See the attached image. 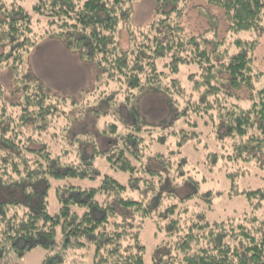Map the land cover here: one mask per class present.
<instances>
[{"label": "trees", "instance_id": "trees-1", "mask_svg": "<svg viewBox=\"0 0 264 264\" xmlns=\"http://www.w3.org/2000/svg\"><path fill=\"white\" fill-rule=\"evenodd\" d=\"M28 1L0 0V66L16 73L50 28L99 67L97 104L117 103L122 93L133 123L100 127L95 116L96 132L80 134L77 121L98 110H85L88 101L72 100L78 106L69 110L68 98L23 84L13 102L0 84V264H23L38 246L47 250L43 264H65L68 254L74 261L73 250L82 264H146L141 236L149 219L165 235L159 247L169 245L166 264H264V86H257L264 74L254 71L251 53L257 39L238 37L230 52L184 34L182 0H156L154 21L141 28L131 23L138 0ZM209 2L224 11L232 35L264 33V0ZM40 22L49 27L43 34ZM125 22L127 50L117 36ZM184 66L197 68L190 74L196 99L180 84ZM244 87L248 107L228 92ZM149 92L163 96L170 120L140 123L138 102ZM178 118L181 127L170 129ZM171 136L175 147L157 151ZM52 189L60 206L54 215ZM225 201L241 209L234 213Z\"/></svg>", "mask_w": 264, "mask_h": 264}, {"label": "rangeland", "instance_id": "rangeland-1", "mask_svg": "<svg viewBox=\"0 0 264 264\" xmlns=\"http://www.w3.org/2000/svg\"><path fill=\"white\" fill-rule=\"evenodd\" d=\"M156 6V0H138L133 7L132 25L141 28L151 24L155 18ZM181 8L183 10L181 26L183 28V33L188 36L197 38L206 36L209 40L215 41L217 45L224 43L223 47L229 48L230 52L234 50L231 46L232 42L238 37L244 40L257 39L256 46L251 52L252 66L256 73L264 74V33L242 32L238 35H232L229 32V24L224 11L217 6L210 4L209 0H182ZM41 22L39 24V30H42L41 33L43 34L45 29L49 27H46L45 23ZM45 32L46 33L38 39L37 45L33 47L31 52L27 55L25 62L18 66L16 73L7 65L0 66V84L2 85V88H4L8 100L13 102L21 100L20 97L23 96V84H29L30 88L33 90H36V86L40 84L49 90L51 94L58 97H66L71 100L68 105L69 110L78 106L73 104L72 100L78 101L79 99H82L85 102L88 101V109L85 110L93 109V107L98 109H94V115L89 116L87 122L77 121L75 131L80 134L96 132L97 117L95 116H99L100 118V127L108 125L114 121L119 123V127H121V122L119 121L132 124L133 122L130 120L129 109L123 105L124 96H122V93L121 95L120 92L116 94L118 95L117 103L111 98L104 101L101 105L100 103L97 104L95 101L96 98L93 93L100 94V92L104 90V86H102L100 92L98 90L101 83V76L97 64L93 60L83 58L78 49L68 46L60 37L50 35V28L49 31ZM117 36L121 49L127 50L130 43L126 22L121 23L119 26ZM208 47L211 48V46ZM3 48L4 47L0 46V53L5 51ZM196 71L197 68L195 66H191L190 68L184 66L179 75V78L181 79L180 84L186 87L185 91L188 94L192 93L194 95L193 86L195 84L193 78L190 79V74L191 72ZM220 72V77H228V74L222 71ZM199 74L200 71L197 73V78L200 77ZM15 76L21 79L20 83L16 82ZM257 86H264V77L257 83ZM228 92L234 95L232 97L233 102H239L244 107L249 106V89L245 87L237 90L229 89ZM185 95L187 94L185 93ZM111 96L113 97L115 94H112ZM194 98H197V94L194 95ZM58 105L64 104L58 102ZM138 110L141 115H143V119H140V123L141 120H143L150 125H159L163 120L166 119L165 121L167 122L171 117V115H169V108L166 106L163 96L154 92L146 93V95L140 98L138 102ZM78 111L80 112V110ZM180 127L181 120L178 118L177 120H174L170 129H179ZM158 131L160 130L158 129ZM171 138L173 137L171 136L168 138L165 145H157L155 147L156 150L165 153L168 149H173L175 146L172 147L171 144H175L176 140ZM98 141L103 145V148L107 147V145H105L106 138L99 137ZM60 146L63 148L67 145L61 144ZM103 167L107 172L109 171L108 173L113 172L108 166L104 165ZM251 185L254 184L250 183L249 186ZM48 201V212L52 215L58 213L60 206L59 202L56 200L53 189L49 193ZM224 206L231 210H233V208H238L234 213H237L241 209V207H237L235 201H231L230 203L225 201ZM160 217H165V215L162 214ZM156 231L157 229H155V226L150 219L146 220L141 236V239L146 246V264H151L154 258H156L160 264H166L165 257H163L164 260H162L161 256L169 252V248L167 247L169 245L164 248L159 247L160 243L166 238L164 233L156 234ZM75 251L76 250L72 251L75 260L70 261L72 255L70 256V254H68L69 261L65 264H82L76 259L78 251ZM45 255H47V250L45 248L42 246L34 247L25 253L22 263L43 264L44 257H46Z\"/></svg>", "mask_w": 264, "mask_h": 264}]
</instances>
